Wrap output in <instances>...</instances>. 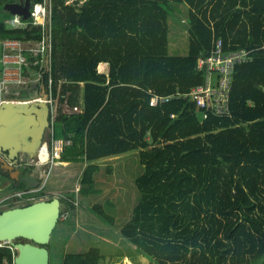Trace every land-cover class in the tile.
Instances as JSON below:
<instances>
[{
	"label": "trees",
	"instance_id": "trees-1",
	"mask_svg": "<svg viewBox=\"0 0 264 264\" xmlns=\"http://www.w3.org/2000/svg\"><path fill=\"white\" fill-rule=\"evenodd\" d=\"M8 15L0 39L39 38L37 27L11 29ZM51 19L53 96L82 109L60 111L55 125L56 138L71 140L60 162L85 165L79 192H98L99 161L139 151L141 197L119 233L148 264H264V0H53ZM170 24H185V57L170 54ZM218 39L224 53L250 51L251 61L235 67L231 115L203 118L188 100L150 106L154 93L202 83L198 60ZM48 81L42 70L17 99L44 95ZM19 170L15 179L0 166L11 191L40 187L33 166ZM48 194L26 193L37 200H10L5 209L55 197ZM90 208L111 221L99 204ZM103 261L89 248L63 264ZM0 264H13L9 246L0 248Z\"/></svg>",
	"mask_w": 264,
	"mask_h": 264
},
{
	"label": "built area",
	"instance_id": "built-area-1",
	"mask_svg": "<svg viewBox=\"0 0 264 264\" xmlns=\"http://www.w3.org/2000/svg\"><path fill=\"white\" fill-rule=\"evenodd\" d=\"M52 2L53 0H43V2L33 4L29 18L22 19L18 15H13L8 20L11 29L37 27L39 38L27 40L5 38L1 40L0 105L7 101H16L12 98L17 93L15 89L22 90L31 85L37 86L41 80L42 70L47 71L49 75L47 92L45 91L44 95L31 101L44 102L49 106L50 125L36 159H24L18 164L34 167L35 174L41 181L40 187L16 191L4 196L0 199V211L10 200L33 201L35 197H26L25 194L46 188L53 169L60 164L64 150L71 144L70 139L56 138V119L60 111L67 116L82 113L81 107L71 106L68 102L61 104L59 99L53 96ZM73 2L66 1V4ZM249 53L250 51L246 49L224 53L222 39L215 40L210 53L198 60V69L204 74L203 82L191 87L186 92L176 89L166 95L154 93L149 101L150 106L159 107L173 100H188L194 103L196 110L201 112L203 118L208 115L219 117L231 115L230 98L235 67L251 61ZM20 92L18 96H20ZM170 117H173V114H170ZM79 186L81 188V185ZM67 216V213L61 211V219H66ZM5 246H9L14 258V249L7 243H0V248Z\"/></svg>",
	"mask_w": 264,
	"mask_h": 264
},
{
	"label": "rangeland",
	"instance_id": "rangeland-1",
	"mask_svg": "<svg viewBox=\"0 0 264 264\" xmlns=\"http://www.w3.org/2000/svg\"><path fill=\"white\" fill-rule=\"evenodd\" d=\"M66 1L69 3L75 0ZM2 16L7 19L9 15L1 13L0 17ZM186 36L185 24H170V54L173 57L187 55ZM1 68L0 66V70ZM98 70L105 74L104 65H100ZM98 165L100 170L94 176L98 192L87 196L79 192L85 165L60 164L52 171L46 187L55 185L51 184V179H54L56 172L55 197L68 200L74 207L61 201L60 209L68 216L66 219L60 217V222L52 233L49 264H63L67 254L83 253L89 248H97L104 257L105 264H148V260L137 254L134 247L119 233L120 228L131 218L141 197L136 186L137 178L144 172L139 151L103 159ZM10 183L11 180L0 178V198L12 193L8 186ZM23 202L25 201L17 204ZM94 204H99L111 217V221L103 220L95 214L90 208Z\"/></svg>",
	"mask_w": 264,
	"mask_h": 264
},
{
	"label": "water",
	"instance_id": "water-1",
	"mask_svg": "<svg viewBox=\"0 0 264 264\" xmlns=\"http://www.w3.org/2000/svg\"><path fill=\"white\" fill-rule=\"evenodd\" d=\"M31 0L4 5L12 14L30 17ZM50 108L40 101H7L0 105V164L18 179L21 160H35L49 128ZM61 201L38 200L0 212V243L14 249L13 264H49L52 233L60 219ZM25 243H16L18 239Z\"/></svg>",
	"mask_w": 264,
	"mask_h": 264
},
{
	"label": "crops",
	"instance_id": "crops-1",
	"mask_svg": "<svg viewBox=\"0 0 264 264\" xmlns=\"http://www.w3.org/2000/svg\"><path fill=\"white\" fill-rule=\"evenodd\" d=\"M9 2H11V1H8V0H6V1H3V0H0V14L2 13V15H4V13H6V14H10V16L12 17L13 15H18V16H20L21 18H22V16L21 15H19V14H12V13H10L7 9H4V5L6 4V3H9ZM12 2H14V1H12ZM14 3H19V1L17 0V1H15ZM4 16H2V17H0V19H4L3 18ZM10 17V18H11ZM9 18V19H10ZM8 19V20H9ZM23 19V18H22ZM9 25V24H8ZM10 27V26H9ZM3 39H5V38H3ZM1 40L2 39H0V58H1ZM101 65H104L105 66V74L106 73H108V70H109V68H107L108 67V65L107 64H101ZM0 66H1V64H0ZM1 71H2V68H1V70H0V77H1ZM19 91H21V90H18L17 91V93H16V95H14L13 96V99H15L16 101H20V100H18L17 98H18V95H19ZM36 97H38V96H36L35 95V97H33L32 99H26L25 101H31V100H34V98H36ZM1 162V161H0ZM60 164H62L61 162H60ZM59 164V165H60ZM23 165V164H22ZM22 165H19V167L17 168V169H19ZM0 166H1V169H2V171L4 172V173H8L9 174V172H6L5 171V169H3L2 168V165L0 164ZM56 168V167H55ZM53 169V171H55L56 169ZM33 175V177L34 178H36L37 179V176H36V174H35V172L33 171V173H32ZM53 174V173H52ZM1 175V174H0ZM2 176H0V178H1ZM8 181V180H7ZM56 172H55V174H54V179L52 180L51 179V184L52 183H54L55 185H56ZM55 185H53V187H51V186H49V188H47V190H48V195H50L51 193H53V194H55L56 193V187H55ZM16 191H20V190H16ZM16 191H12V193L13 192H16ZM10 194V193H9ZM13 201H15V203L17 204L18 202H19V200H13Z\"/></svg>",
	"mask_w": 264,
	"mask_h": 264
},
{
	"label": "flooded vegetation",
	"instance_id": "flooded-vegetation-1",
	"mask_svg": "<svg viewBox=\"0 0 264 264\" xmlns=\"http://www.w3.org/2000/svg\"><path fill=\"white\" fill-rule=\"evenodd\" d=\"M18 1H19V3H22L23 4L25 0H18ZM16 243H21V242L17 241Z\"/></svg>",
	"mask_w": 264,
	"mask_h": 264
},
{
	"label": "clouds",
	"instance_id": "clouds-1",
	"mask_svg": "<svg viewBox=\"0 0 264 264\" xmlns=\"http://www.w3.org/2000/svg\"><path fill=\"white\" fill-rule=\"evenodd\" d=\"M25 159H26V158H25ZM25 166H27V165H25ZM17 167H19V165H18ZM7 195H8V194H7ZM5 196H6V195H5ZM3 197H4V196H3ZM3 197H2V198H3ZM0 199H1V198H0ZM1 211H2V210H1ZM1 211H0V212H1Z\"/></svg>",
	"mask_w": 264,
	"mask_h": 264
}]
</instances>
